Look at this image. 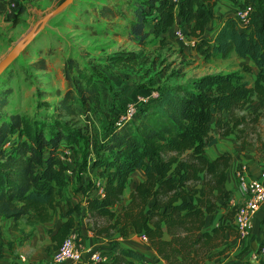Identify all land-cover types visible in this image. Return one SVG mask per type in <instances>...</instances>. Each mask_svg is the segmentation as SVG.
I'll return each instance as SVG.
<instances>
[{"label": "trees", "instance_id": "16d2710c", "mask_svg": "<svg viewBox=\"0 0 264 264\" xmlns=\"http://www.w3.org/2000/svg\"><path fill=\"white\" fill-rule=\"evenodd\" d=\"M232 1L237 4V0ZM216 2L136 0L132 10L135 22L129 32L144 45L148 18L154 22L153 35L160 40L173 25L187 28L189 35L198 38L194 49L205 61L226 58L231 53L250 58L257 68L254 84L249 85L238 72H218L158 89L159 96L153 103L140 106L120 126L113 124L99 145L97 160L102 168L93 164L96 175L103 179L101 196L86 195L83 205L61 209L71 175L66 174L69 167L61 154L79 145L84 137L79 129L53 120L46 137L37 119L0 112V246L4 222H11L13 229L21 222L34 227L50 222L59 213L60 225L47 232L56 249L73 230L79 231V217H83L90 222L94 235L145 237L166 264H210L220 253L216 249L227 234L236 233L231 224L235 208L230 206L221 223L210 231L204 230V224L207 214L227 207L231 191L225 188L226 169L231 156L225 152L208 159L205 149L218 140L210 125L213 117L220 136L239 126V133H244L247 117L258 123L260 114L240 112L254 98L264 99V0H243L249 8L243 27L233 12L211 39L204 36V31L216 17ZM6 5L7 0H0V12ZM73 71L78 74L79 86ZM63 73L68 87L57 102L61 110L74 115L78 107L90 112L92 104L102 103L94 72L83 73L69 58ZM4 103L1 100L0 106ZM15 132L17 141L11 143L10 135ZM85 169L86 161L79 172ZM136 170H141L144 177L123 202ZM108 252L105 264H146L136 251L116 241ZM252 264H264V260Z\"/></svg>", "mask_w": 264, "mask_h": 264}, {"label": "rangeland", "instance_id": "374dc122", "mask_svg": "<svg viewBox=\"0 0 264 264\" xmlns=\"http://www.w3.org/2000/svg\"><path fill=\"white\" fill-rule=\"evenodd\" d=\"M62 1L7 0L5 11L0 12V62L19 39L28 34L39 20ZM100 2L114 5L110 0H73L71 5L50 17L33 34L31 41L0 75V102H5L0 106V112L4 116L19 113L29 120L37 119L46 137L50 135L53 120L67 122L70 127L79 129L83 134L78 146L66 148L61 154L70 171L72 169V172L66 173L71 175L62 204L73 206L83 205L86 195L98 194L103 187V179L96 175L93 164L95 162V165L102 168L101 161L97 160V149L106 132L123 114L127 103L134 101L124 96L122 89L116 91L114 79L118 78L123 85H135L138 82V86L147 87L152 85L150 81H155L157 88H150L149 91L158 90L165 85H175V82L187 84L191 71L189 68L201 60L191 53L194 45L191 41L194 38L189 34L185 45L152 37L139 52L126 33L128 23L124 21L130 18V9L135 0H120L115 3L119 7L117 18L107 17L105 21H101L98 15L97 8L102 6ZM130 57L132 59H128ZM69 58L77 62L83 73L94 72L95 79L97 78L102 103L99 106L92 104L90 112L78 107L76 114L68 115L58 107L57 102L68 87L63 69ZM72 76L79 86L81 82L77 72L73 71ZM163 78L172 79L169 81L171 84L160 87L158 84ZM250 110L260 114L258 123L248 121L250 117H247L248 123L243 127V139L252 143L258 133L264 134V106ZM250 110L246 109L243 114H249ZM17 138L18 133L15 132L10 135L9 140L13 143ZM62 145H65L64 142ZM85 161V171L79 172ZM134 187L131 177L123 195V202L127 201L128 194ZM79 218L85 231L77 232L79 249H110L112 241L115 240L114 236L92 237L87 233H92L90 222L83 217ZM8 224L9 222L3 223L0 264H17L16 257L19 254L21 264L51 263L56 248L55 243L49 241L44 225L41 227L42 236L35 244L30 245L34 227L21 222L13 229ZM133 238L138 239L137 236ZM85 264L93 263L86 260Z\"/></svg>", "mask_w": 264, "mask_h": 264}, {"label": "crops", "instance_id": "0c3cea01", "mask_svg": "<svg viewBox=\"0 0 264 264\" xmlns=\"http://www.w3.org/2000/svg\"><path fill=\"white\" fill-rule=\"evenodd\" d=\"M113 1V2H111ZM120 0H110V5L108 2L103 3L100 2L102 6L98 7V15L100 16L101 21H105L107 17H110V19L117 18L116 12L118 11L119 7L115 4L118 3ZM124 1V0H122ZM239 1V0H237ZM136 2V0H135ZM136 4V3H135ZM133 4L131 10V16L130 18H127V20L124 19L125 23H128L127 25V35L129 38H131L135 45L137 46L136 49L139 50V52L142 50V47L146 45V43L153 37V26L154 22L151 20V18H148L145 23V32L147 34V41L144 45L139 44L135 37L130 34L129 32V26L133 22H135L132 10L135 6ZM235 5L232 0H217L215 5V15L216 17L209 22L205 26L204 36L207 38H213L217 29L222 25L224 19L233 14V9ZM125 25V24H124ZM211 26V28H209ZM125 27V26H124ZM209 30V33L206 32ZM181 30L184 32L187 36L188 29L187 28H179L177 25H173L163 34L162 38L165 39V42L169 43H179L182 44L178 38L175 36V30ZM160 40V37H156ZM193 41L191 43L197 42L198 38L193 36ZM163 39H161L163 41ZM138 52V53H139ZM191 53L197 55L201 60L198 62L196 61L194 65L189 68L191 71L189 72V80L195 77H199L208 73H231V72H238L242 78L249 84L253 85L256 79L257 75V68L253 61L248 57H239L235 53H231L226 58H213L208 61H205L201 55H199L196 50H191ZM217 60L215 62L214 60ZM244 66H248V69H245ZM143 77V76H142ZM143 79V78H142ZM188 80V81H189ZM143 81H146V79H143ZM172 79H162L160 82V87L165 84H171ZM152 85L149 87L145 85L138 86L136 82L135 85L133 84H126L123 85L118 78L114 79V83L116 85V91H120L122 89L124 96H128L131 100H135L138 96L144 95L147 92H149L150 88H157V85H155V81H150ZM177 82L173 83L176 84ZM148 85V84H146ZM106 100L105 98H103ZM260 103H263L264 106V99L258 100L256 98L253 99L252 102L246 105L245 109L241 112L242 114L245 113L244 111L253 109L255 110ZM251 111V110H250ZM215 121L216 117H213L210 125L214 129V134L217 136V142L211 146H208L205 149V155L208 157V159H214L218 155L222 153H229L231 156L229 165L226 169V182H225V188L229 191H231L230 198L227 199V207H220L216 211L209 213L206 215L205 218V224H204V230L210 231L213 227L217 226L221 223V217L227 212V210L232 206V203L235 204H241L244 201V196L238 189L237 179L235 175L236 169L239 167L240 164H246L248 166V172L249 175L252 177H257L260 173V170L264 164V134H257L255 138L252 140V143H249L243 139V133H239V129H242V126H239L238 128H235L233 132L229 133L225 136H220L217 134L215 130ZM258 131V130H257ZM259 132V131H258ZM264 133V132H263ZM263 135V136H262ZM244 141V142H243ZM131 177L134 182V186L140 182L144 175L141 170H136L131 174ZM137 177V180L136 178ZM89 196H101L100 190L98 194L92 193L88 194ZM86 197H84L85 199ZM84 203V202H83ZM82 203V204H83ZM68 207V204H62L61 209L64 211ZM87 220L86 218H84ZM61 223V217L59 216V213H57L53 219L50 222L46 223H40L34 226V232L31 235V239L29 241V244H35L36 240L42 236L43 229L41 228L42 225L46 229V234L48 230L55 231L58 226ZM233 225V221L231 222ZM10 227H12L11 222H9ZM234 227V225H233ZM83 226L80 222V229L79 233L84 232V229H82ZM89 235L92 237L98 236L94 235L93 231L90 233L87 231ZM48 236V234H47ZM112 236H114V241L119 242L123 247L132 249L136 251L143 261L146 264H166L164 260H162L149 246V241L142 236H137L138 239H134V234H131L126 237H121L117 233H113ZM49 239V237H48ZM50 241V240H49ZM18 242V241H17ZM264 243V206H262L258 212L255 214L253 218V224L252 229L249 234V236L245 240L239 239L237 234H227L226 239L224 240L223 244L220 245L216 251H220V253L211 261L210 264H252L255 261H253L252 256L254 254H258V260H264V253H258L261 244ZM109 251V249L107 250ZM21 253V252H20ZM21 254H19V257ZM19 257H16L17 264H21L19 261Z\"/></svg>", "mask_w": 264, "mask_h": 264}, {"label": "built area", "instance_id": "2783aa9c", "mask_svg": "<svg viewBox=\"0 0 264 264\" xmlns=\"http://www.w3.org/2000/svg\"><path fill=\"white\" fill-rule=\"evenodd\" d=\"M242 1L239 0L235 4L234 15L239 20V25L243 27L248 20L249 8L244 6ZM175 36L182 44L185 45L187 43L188 38L181 30H175ZM158 96L159 90H153L138 96L134 101L128 102L123 114L115 125L120 126L129 120L140 106L153 103ZM70 172V169H67V173ZM235 175L238 189L244 196V201L241 204H231L235 208L233 224L239 239L245 240L251 232L255 214L264 206V164L257 177L249 175L246 164H240L235 171ZM100 193L102 194V188ZM77 240V231L73 230L64 238L59 248L56 249L50 264H85L86 260L93 264H105L108 261L110 256L108 251H99L93 247L79 249ZM258 253H264V246L259 249ZM252 259L255 262L258 261V254H254Z\"/></svg>", "mask_w": 264, "mask_h": 264}, {"label": "water", "instance_id": "95a60500", "mask_svg": "<svg viewBox=\"0 0 264 264\" xmlns=\"http://www.w3.org/2000/svg\"><path fill=\"white\" fill-rule=\"evenodd\" d=\"M73 3V0H63L58 6H56L51 12L46 14L41 20H39L33 29L23 36L21 39H19L14 47L8 52L6 57L0 62V75L1 73L9 66V64L17 58L19 53L22 51V49L31 41L32 36L35 32H38L45 24V22L52 17L53 15L59 13L64 8L68 7Z\"/></svg>", "mask_w": 264, "mask_h": 264}]
</instances>
